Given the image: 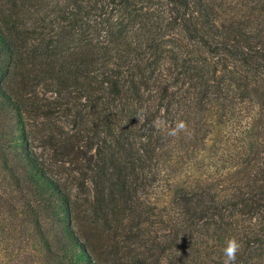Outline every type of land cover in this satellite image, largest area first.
<instances>
[{"label": "trees", "instance_id": "obj_1", "mask_svg": "<svg viewBox=\"0 0 264 264\" xmlns=\"http://www.w3.org/2000/svg\"><path fill=\"white\" fill-rule=\"evenodd\" d=\"M231 237L264 264V0H0V264H223Z\"/></svg>", "mask_w": 264, "mask_h": 264}, {"label": "clouds", "instance_id": "obj_2", "mask_svg": "<svg viewBox=\"0 0 264 264\" xmlns=\"http://www.w3.org/2000/svg\"><path fill=\"white\" fill-rule=\"evenodd\" d=\"M153 126L161 130L167 129V135L173 137L179 135L181 132L187 131V124L182 120L177 121L174 126H169L167 121L157 118V120L153 122ZM240 250V242L235 237L229 238L223 248V264H236L237 255Z\"/></svg>", "mask_w": 264, "mask_h": 264}]
</instances>
